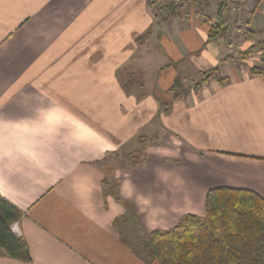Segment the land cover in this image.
<instances>
[{
	"label": "crops",
	"instance_id": "0c3cea01",
	"mask_svg": "<svg viewBox=\"0 0 264 264\" xmlns=\"http://www.w3.org/2000/svg\"><path fill=\"white\" fill-rule=\"evenodd\" d=\"M165 1L0 0V195L30 255L0 264H159L149 233L209 189L264 197V73L230 62L231 29L208 38L221 0ZM245 5L248 47L264 0Z\"/></svg>",
	"mask_w": 264,
	"mask_h": 264
},
{
	"label": "trees",
	"instance_id": "16d2710c",
	"mask_svg": "<svg viewBox=\"0 0 264 264\" xmlns=\"http://www.w3.org/2000/svg\"><path fill=\"white\" fill-rule=\"evenodd\" d=\"M227 1L221 0L219 4L209 39L216 38L229 26L222 16ZM244 36L250 39L253 31L246 30ZM257 44L264 47V40ZM254 47L253 43L239 51L240 59H246ZM261 62L263 66H250L248 71L264 73V55ZM215 71L216 68L205 72L195 87L206 82ZM217 80L223 84L227 78ZM21 216L22 211L0 195V255L28 262L30 255L25 241L11 230V224ZM146 243L159 264H264V197L244 188H211L205 195L203 216L186 214L170 229L151 231Z\"/></svg>",
	"mask_w": 264,
	"mask_h": 264
},
{
	"label": "rangeland",
	"instance_id": "374dc122",
	"mask_svg": "<svg viewBox=\"0 0 264 264\" xmlns=\"http://www.w3.org/2000/svg\"><path fill=\"white\" fill-rule=\"evenodd\" d=\"M236 0L233 1V3L231 4L230 3V7H234L236 6ZM205 5V9H202L199 7V11L202 12L203 14H206V4L203 3ZM228 13L231 15L229 20L230 21V24H228V28L227 29H231L234 28L235 24H236V20H237V16H238V13L235 11H232L231 9L228 11ZM244 13H246V15H242L241 17V23L239 26L240 29L239 31L236 29V30H232L231 32H228L229 35L227 36L228 38V45H229V49L227 51V56L228 58L230 59V62H232V64H235V65H249V66H263V63L261 62V59H262V56L264 55V47H262V45H258L257 43L260 42V41H257V39L259 38V36L257 38H255L252 42H255V47H254V50L253 52L244 60H241L238 53L239 51H242V50H245L246 47H247V42L242 38V37H245L244 34H245V31L247 30V22H248V19H249V14H250V10L248 7H245L244 8ZM172 13H171V8H170V15L169 17H171ZM168 17V18H169ZM166 18V19H168ZM237 24H238V21H237ZM211 25H213V23H211ZM210 25V26H211ZM240 36V37H239ZM242 36V37H241ZM241 38V39H240ZM261 40V39H259ZM246 47H244V46ZM249 47V46H248ZM247 47V48H248ZM243 66V67H244ZM248 66V67H249ZM123 152V151H122ZM125 153V152H124ZM122 154L120 157L118 156L117 158H114L112 157L110 160H108L105 164H114L115 166L117 165H120L124 162H134V161H137L141 158V153L139 151H135V152H131L130 153V157L129 159H127L125 157V154ZM115 166H113L112 168H114Z\"/></svg>",
	"mask_w": 264,
	"mask_h": 264
},
{
	"label": "built area",
	"instance_id": "2783aa9c",
	"mask_svg": "<svg viewBox=\"0 0 264 264\" xmlns=\"http://www.w3.org/2000/svg\"><path fill=\"white\" fill-rule=\"evenodd\" d=\"M187 1H189V0H166L165 2L158 4V6L160 8L159 13H158L159 19H166L169 17L170 7L171 8H180ZM236 2H235L236 6L232 7L233 6L232 5L231 7H229V10L231 9L232 11H235V13L236 12L238 13L236 24H235L234 28H232V30L237 29L239 31V29H240L239 26H241L240 23L242 20L241 16L246 15V13H244V8L246 7V5H245L246 0H236ZM195 3H196V7H195L196 10H199V7L202 9H205V5L201 2V0H195ZM237 21H238V24H237Z\"/></svg>",
	"mask_w": 264,
	"mask_h": 264
}]
</instances>
